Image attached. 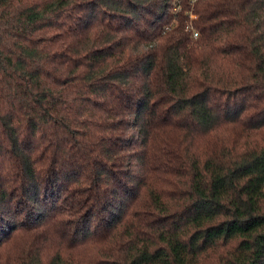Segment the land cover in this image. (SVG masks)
Returning a JSON list of instances; mask_svg holds the SVG:
<instances>
[{
    "label": "trees",
    "instance_id": "1",
    "mask_svg": "<svg viewBox=\"0 0 264 264\" xmlns=\"http://www.w3.org/2000/svg\"><path fill=\"white\" fill-rule=\"evenodd\" d=\"M0 264H264V0H0Z\"/></svg>",
    "mask_w": 264,
    "mask_h": 264
}]
</instances>
